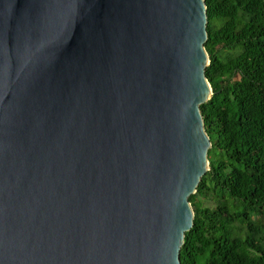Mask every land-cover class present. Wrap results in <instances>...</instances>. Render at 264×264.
Returning <instances> with one entry per match:
<instances>
[{"label": "water", "instance_id": "1", "mask_svg": "<svg viewBox=\"0 0 264 264\" xmlns=\"http://www.w3.org/2000/svg\"><path fill=\"white\" fill-rule=\"evenodd\" d=\"M206 26L204 0H0V264H180Z\"/></svg>", "mask_w": 264, "mask_h": 264}, {"label": "trees", "instance_id": "2", "mask_svg": "<svg viewBox=\"0 0 264 264\" xmlns=\"http://www.w3.org/2000/svg\"><path fill=\"white\" fill-rule=\"evenodd\" d=\"M209 169L180 264H264V0H204Z\"/></svg>", "mask_w": 264, "mask_h": 264}]
</instances>
